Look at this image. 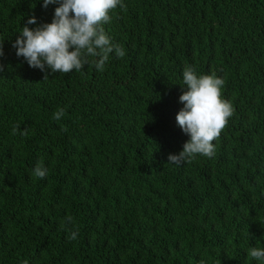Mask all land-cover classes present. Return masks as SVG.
Instances as JSON below:
<instances>
[{"label": "trees", "instance_id": "1", "mask_svg": "<svg viewBox=\"0 0 264 264\" xmlns=\"http://www.w3.org/2000/svg\"><path fill=\"white\" fill-rule=\"evenodd\" d=\"M123 3L104 27L126 55L64 74L13 46L58 5L0 0V264H259L247 251L264 247V0ZM186 65L225 80L234 114L211 158L176 166Z\"/></svg>", "mask_w": 264, "mask_h": 264}, {"label": "clouds", "instance_id": "2", "mask_svg": "<svg viewBox=\"0 0 264 264\" xmlns=\"http://www.w3.org/2000/svg\"><path fill=\"white\" fill-rule=\"evenodd\" d=\"M49 4L58 5L52 21L29 28L27 25L37 23L34 16L29 18L13 45L16 55L22 56L30 67L68 74L81 71L92 57L95 68L103 71L110 54L114 52L119 58L126 55L122 46L112 43L104 27L111 22V14L117 7H125L123 0H43L45 8ZM3 55V42H0V57ZM182 78L187 90L179 97L183 107L176 115V122L189 139L182 151L168 156V163L176 166L191 162L197 155L211 158L215 153L213 142L219 139L234 114L232 103L223 95L225 80L215 72L198 74L193 66L186 65ZM64 115L65 110L60 108L53 118L59 120ZM17 133L27 135V130L22 131L16 124L12 134ZM46 175L47 169L42 164L33 170L36 178L43 179ZM72 221L71 216L66 218V223ZM77 235L78 230L71 231L68 238L75 240ZM247 255L264 264V247H251Z\"/></svg>", "mask_w": 264, "mask_h": 264}]
</instances>
